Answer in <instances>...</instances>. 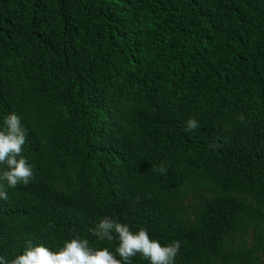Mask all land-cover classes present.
Returning <instances> with one entry per match:
<instances>
[{
    "label": "trees",
    "instance_id": "trees-1",
    "mask_svg": "<svg viewBox=\"0 0 264 264\" xmlns=\"http://www.w3.org/2000/svg\"><path fill=\"white\" fill-rule=\"evenodd\" d=\"M12 113L33 179L0 182L9 262L116 255L108 217L179 241L175 264H264V0H0V130Z\"/></svg>",
    "mask_w": 264,
    "mask_h": 264
},
{
    "label": "clouds",
    "instance_id": "clouds-1",
    "mask_svg": "<svg viewBox=\"0 0 264 264\" xmlns=\"http://www.w3.org/2000/svg\"><path fill=\"white\" fill-rule=\"evenodd\" d=\"M240 121L244 116L239 117ZM4 129L0 130V182L15 188L19 184L27 185L33 179V171L26 159L21 155L26 143V132L15 113L9 114L4 120ZM199 127L196 119H189L185 131L193 132ZM7 191L0 186V200H8ZM91 234L98 240H118L116 255L107 248L93 249L87 239L75 237L64 242L58 251H51L44 245H33L27 242L22 254L10 262L0 256V264H132L137 254L149 261V264H175L180 251V242L173 241L161 245L151 239L148 231L140 228L135 233L126 224L119 223L108 217L103 218L91 229Z\"/></svg>",
    "mask_w": 264,
    "mask_h": 264
}]
</instances>
